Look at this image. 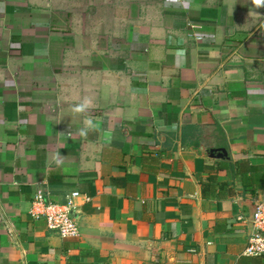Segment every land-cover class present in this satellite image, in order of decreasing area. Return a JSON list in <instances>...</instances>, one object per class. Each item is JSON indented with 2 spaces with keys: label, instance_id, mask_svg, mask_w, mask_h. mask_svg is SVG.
I'll return each mask as SVG.
<instances>
[{
  "label": "crops",
  "instance_id": "obj_1",
  "mask_svg": "<svg viewBox=\"0 0 264 264\" xmlns=\"http://www.w3.org/2000/svg\"><path fill=\"white\" fill-rule=\"evenodd\" d=\"M263 195L264 0H0V264H264Z\"/></svg>",
  "mask_w": 264,
  "mask_h": 264
},
{
  "label": "built area",
  "instance_id": "obj_2",
  "mask_svg": "<svg viewBox=\"0 0 264 264\" xmlns=\"http://www.w3.org/2000/svg\"><path fill=\"white\" fill-rule=\"evenodd\" d=\"M78 191L68 194L64 202H52L42 190H37L30 201L28 213L34 220L42 219L46 227L57 233L60 238H74L79 235L75 199ZM252 230L247 237L243 253L247 256L264 254V195L254 202L251 215ZM47 264H58L49 262Z\"/></svg>",
  "mask_w": 264,
  "mask_h": 264
},
{
  "label": "clouds",
  "instance_id": "obj_3",
  "mask_svg": "<svg viewBox=\"0 0 264 264\" xmlns=\"http://www.w3.org/2000/svg\"><path fill=\"white\" fill-rule=\"evenodd\" d=\"M84 106H85V105H81V106H80V109H78V110H82V108H83Z\"/></svg>",
  "mask_w": 264,
  "mask_h": 264
}]
</instances>
